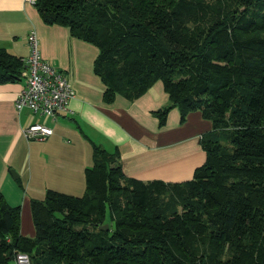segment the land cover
Returning a JSON list of instances; mask_svg holds the SVG:
<instances>
[{
    "label": "trees",
    "instance_id": "1",
    "mask_svg": "<svg viewBox=\"0 0 264 264\" xmlns=\"http://www.w3.org/2000/svg\"><path fill=\"white\" fill-rule=\"evenodd\" d=\"M46 25L99 50L103 99L136 100L157 81L185 121L212 122L191 179L126 177L94 145L86 192L48 190L32 204L35 237L0 190V264H264V0H35ZM25 57L0 47V84ZM108 224V230L101 226Z\"/></svg>",
    "mask_w": 264,
    "mask_h": 264
},
{
    "label": "crops",
    "instance_id": "2",
    "mask_svg": "<svg viewBox=\"0 0 264 264\" xmlns=\"http://www.w3.org/2000/svg\"><path fill=\"white\" fill-rule=\"evenodd\" d=\"M34 1L0 0V39L11 53L27 57V36L34 29L43 58L66 73L74 97L54 119L45 118L28 108L16 109L25 77L0 84V190L10 205L20 206L22 235L36 236L32 204L44 199L48 190L86 192L94 145L118 156L126 177L191 179L206 161L200 139L212 130V122L197 111L182 122L180 110L173 107L161 126L154 113L170 104L161 81L136 100L118 96L111 104L104 102L105 86L94 73L98 48L71 37L67 27L46 25ZM34 123H45L53 134L28 138L25 132Z\"/></svg>",
    "mask_w": 264,
    "mask_h": 264
},
{
    "label": "built area",
    "instance_id": "3",
    "mask_svg": "<svg viewBox=\"0 0 264 264\" xmlns=\"http://www.w3.org/2000/svg\"><path fill=\"white\" fill-rule=\"evenodd\" d=\"M29 54L24 59L25 86L19 92L15 106L18 111L28 108L33 114L54 119L68 108L74 92L66 73L43 58L40 41L33 29L27 36ZM28 138L44 139L53 134L45 123L31 124L25 132ZM16 264H31L30 256L20 252Z\"/></svg>",
    "mask_w": 264,
    "mask_h": 264
},
{
    "label": "rangeland",
    "instance_id": "4",
    "mask_svg": "<svg viewBox=\"0 0 264 264\" xmlns=\"http://www.w3.org/2000/svg\"><path fill=\"white\" fill-rule=\"evenodd\" d=\"M2 39H0V47H5V43L3 41H1ZM197 113L200 115L201 112L197 111ZM209 121V120H208ZM210 122V121H209Z\"/></svg>",
    "mask_w": 264,
    "mask_h": 264
},
{
    "label": "water",
    "instance_id": "5",
    "mask_svg": "<svg viewBox=\"0 0 264 264\" xmlns=\"http://www.w3.org/2000/svg\"><path fill=\"white\" fill-rule=\"evenodd\" d=\"M14 174H15V173H14ZM14 176H16V175H14ZM101 228L107 231L108 228H109V225H108V224H105V225L101 226Z\"/></svg>",
    "mask_w": 264,
    "mask_h": 264
}]
</instances>
